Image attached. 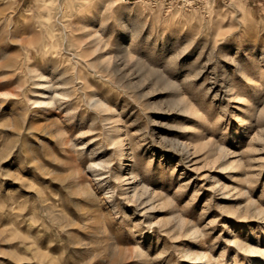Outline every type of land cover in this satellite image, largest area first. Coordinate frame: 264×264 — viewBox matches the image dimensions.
Masks as SVG:
<instances>
[{
    "label": "rangeland",
    "instance_id": "374dc122",
    "mask_svg": "<svg viewBox=\"0 0 264 264\" xmlns=\"http://www.w3.org/2000/svg\"><path fill=\"white\" fill-rule=\"evenodd\" d=\"M107 2L0 0V264H264V0Z\"/></svg>",
    "mask_w": 264,
    "mask_h": 264
},
{
    "label": "bare ground",
    "instance_id": "6f19581e",
    "mask_svg": "<svg viewBox=\"0 0 264 264\" xmlns=\"http://www.w3.org/2000/svg\"><path fill=\"white\" fill-rule=\"evenodd\" d=\"M88 1H90V0H88ZM114 1H118L119 2V4H121L122 6H126L128 3H133V4H139L142 0H132V1H127V0H108V2L106 3V6H108V7H111L112 6V3L114 2ZM80 38V37H79ZM85 38V37H84ZM77 40V39H76ZM78 41H81V40H79L78 39ZM77 42V41H76ZM81 43V42H80ZM83 48V47H82ZM95 48V47H94ZM96 49V48H95ZM80 50V49H79ZM81 51H82V49H81ZM78 54V53H77ZM73 55H75L76 56V54H73ZM83 55V54H82ZM80 57V56H79ZM77 61H79L78 59H77ZM76 61V62H77ZM103 61V60H102ZM87 62H89V61H87ZM90 62H92V61H90ZM89 62V63H90ZM101 62V61H100ZM105 62V61H104ZM80 63V62H79ZM106 63V62H105ZM104 64V63H103ZM101 65V64H100ZM105 65V64H104ZM106 65H107V63H106ZM105 65V66H106ZM109 65V64H108ZM118 66V65H117ZM95 67V66H94ZM87 68V67H86ZM91 68V67H90ZM102 68V67H101ZM104 68V67H103ZM95 69V68H94ZM117 69V68H116ZM132 82V81H131ZM40 83V82H39ZM133 84H135L134 82H133ZM135 86V85H134ZM123 155V154H122ZM122 158V157H121ZM225 167V166H224ZM137 174V173H136ZM136 174H132L131 176H132V178H135L136 177ZM144 190H145V188L144 187H142V191L141 192H144ZM134 194H136V190H135V188H134ZM133 194V195H134ZM35 218V217H34ZM33 219V218H32ZM181 224V223H180ZM181 228V227H180ZM182 230H184V229H182ZM190 230V229H189ZM193 230V229H192ZM37 233V232H36ZM190 234H191V232H189ZM187 235V234H186ZM191 236V235H190ZM31 238V237H30ZM32 238H34V237H32ZM39 241V240H38ZM22 242V241H21ZM31 242V241H30ZM28 244V243H27ZM29 246V245H28ZM35 246V245H34ZM38 247V246H37ZM39 249V248H38ZM31 250V249H30ZM41 250V249H40ZM32 251V250H31ZM44 251V250H43ZM46 251V250H45ZM51 252V251H50ZM37 253H35V255H36ZM49 254H51V253H49ZM205 254V253H204ZM203 254V255H204ZM46 255V254H45ZM52 255V254H51ZM50 255V256H51ZM48 256V255H47ZM41 257V256H40ZM44 258H46V257H44ZM43 258V259H44ZM40 259V258H39ZM46 260H48V259H46ZM49 261V260H48Z\"/></svg>",
    "mask_w": 264,
    "mask_h": 264
}]
</instances>
